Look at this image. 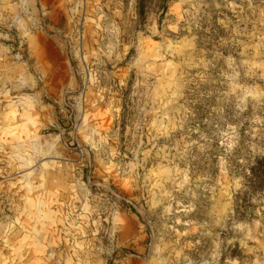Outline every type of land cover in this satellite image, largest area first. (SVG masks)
<instances>
[{
    "label": "rangeland",
    "instance_id": "obj_1",
    "mask_svg": "<svg viewBox=\"0 0 264 264\" xmlns=\"http://www.w3.org/2000/svg\"><path fill=\"white\" fill-rule=\"evenodd\" d=\"M0 264H264V0H0Z\"/></svg>",
    "mask_w": 264,
    "mask_h": 264
},
{
    "label": "trees",
    "instance_id": "obj_2",
    "mask_svg": "<svg viewBox=\"0 0 264 264\" xmlns=\"http://www.w3.org/2000/svg\"><path fill=\"white\" fill-rule=\"evenodd\" d=\"M122 204L125 205V206L127 205L125 202H123Z\"/></svg>",
    "mask_w": 264,
    "mask_h": 264
}]
</instances>
